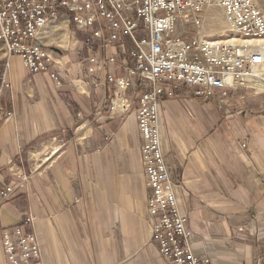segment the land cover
<instances>
[{"label":"crops","instance_id":"1","mask_svg":"<svg viewBox=\"0 0 264 264\" xmlns=\"http://www.w3.org/2000/svg\"><path fill=\"white\" fill-rule=\"evenodd\" d=\"M125 60L120 53L112 67L118 77ZM80 67L74 87L56 89L48 74L31 75L19 57L12 60L13 92L0 113V194L22 174L29 181L0 207V264H8L2 230L22 224L26 212L45 264H171L151 240L136 79L126 92L130 112L113 118L106 108L98 124L95 105L113 91L104 82L91 86L86 64ZM256 87L230 90L224 102L178 90L160 106L162 147L179 207L189 214L193 253L213 264H264V98ZM195 101L198 122L183 114ZM50 138L59 147L51 159L41 150L34 165H22Z\"/></svg>","mask_w":264,"mask_h":264},{"label":"built area","instance_id":"2","mask_svg":"<svg viewBox=\"0 0 264 264\" xmlns=\"http://www.w3.org/2000/svg\"><path fill=\"white\" fill-rule=\"evenodd\" d=\"M213 6L222 9L235 38L259 45L226 43L219 40L225 35L207 34L204 29L211 22L208 11ZM60 23H65L66 31L74 25L88 37L77 39L76 51L81 55L90 47L83 63L91 86L104 82L113 91L108 103L95 105L98 124L106 108L113 118L130 112L133 104L126 92L136 79L143 171L152 189L147 202L152 242L171 264H213L209 257L193 253L189 214L179 207L162 147L160 106L175 99L181 88L191 89L194 97L205 102H224L237 87L264 88V12L255 0H0V113L6 94L13 92L14 57L31 75L48 74L57 89L67 82L71 70L64 68L59 48L48 44ZM95 42L101 56L91 46ZM110 50L117 51L110 54ZM118 53L126 57L120 65L123 77L112 71ZM13 116L9 111L4 119ZM20 178L3 189L0 207L26 187L28 175ZM34 223V216L26 212L22 224L2 230L8 264H45Z\"/></svg>","mask_w":264,"mask_h":264},{"label":"rangeland","instance_id":"3","mask_svg":"<svg viewBox=\"0 0 264 264\" xmlns=\"http://www.w3.org/2000/svg\"><path fill=\"white\" fill-rule=\"evenodd\" d=\"M255 1L257 2L260 9L264 12V0H255ZM208 12H209L208 15H210L211 17V22L207 23L204 29L207 32V34L215 35L217 38L221 37V35H225L226 36L225 38L224 37L219 38V40H227L226 42H229L230 40L235 39L238 41L232 42V43H238L241 45H257V44L259 45V42L257 43L256 41H244V39L235 38V35L230 32V26L225 21L223 11L221 8L213 6L209 8ZM69 32H71V30H69ZM58 34H60V32H58L55 36H53L49 40L48 44L52 43L51 45L54 49L58 47L59 51H61L60 53L63 56L62 58H63L64 68L66 70H71L68 76L67 82L69 85L74 87V83L71 80V77H74L75 75L80 74V70H79L81 69L80 66H84L83 59L85 58V52L84 51L81 52V55L77 53L78 51L77 49L80 48L79 44L77 43V37L74 38L69 34L70 44L67 41L61 43V42L55 41V38L58 36ZM256 88L258 90H253L252 92L254 93L256 92L257 95H260L258 96L260 97V99L264 98V88L261 86H258ZM180 90H185L186 92H188L190 96L194 97L193 91L191 89L181 88ZM186 105L187 106L183 109V114H185L189 119H192L194 122L200 121L199 112H198L199 104L195 101V102L187 103ZM52 139L53 138H50L49 139L50 141L46 140V141H49V143H46V145H44L45 149H41L37 147L38 150H32L35 154L32 153L33 155L30 156L29 160H27L29 157L27 153L26 161H24L22 165L28 164V166H30L31 159H32V164L34 165V160L36 159L35 155L41 150H44V151L46 150V152L50 150L52 154L55 153L59 147H58L57 142L50 143L52 142ZM47 158L48 157H45L44 160H46ZM239 232L243 233L244 230L242 231L241 229H239Z\"/></svg>","mask_w":264,"mask_h":264},{"label":"bare ground","instance_id":"4","mask_svg":"<svg viewBox=\"0 0 264 264\" xmlns=\"http://www.w3.org/2000/svg\"><path fill=\"white\" fill-rule=\"evenodd\" d=\"M55 28H58L57 32H60V34H58V36L55 38V41L61 42V43L67 41L70 44L69 32L65 30V23H60ZM236 41H238V40L234 39V40H230L229 42H226V43H232V42H236ZM244 41H248V40H244ZM249 41H251V40H249ZM258 74L259 73H256L253 76L256 77Z\"/></svg>","mask_w":264,"mask_h":264},{"label":"trees","instance_id":"5","mask_svg":"<svg viewBox=\"0 0 264 264\" xmlns=\"http://www.w3.org/2000/svg\"><path fill=\"white\" fill-rule=\"evenodd\" d=\"M70 30H71L72 34H73L75 37H77V39H79L80 41H84V40H86V39L88 38L85 34H83V33L79 32V31H77V30L75 29L74 25H71ZM91 46L94 48V50H96L97 47H98V44L95 42V43L92 44ZM89 49H90V47H88V48L86 47V49H85V56H86V57L88 56Z\"/></svg>","mask_w":264,"mask_h":264},{"label":"water","instance_id":"6","mask_svg":"<svg viewBox=\"0 0 264 264\" xmlns=\"http://www.w3.org/2000/svg\"><path fill=\"white\" fill-rule=\"evenodd\" d=\"M57 51H59V50H57Z\"/></svg>","mask_w":264,"mask_h":264}]
</instances>
